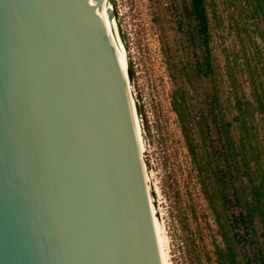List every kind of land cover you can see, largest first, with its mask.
Masks as SVG:
<instances>
[{"label": "water", "instance_id": "95a60500", "mask_svg": "<svg viewBox=\"0 0 264 264\" xmlns=\"http://www.w3.org/2000/svg\"><path fill=\"white\" fill-rule=\"evenodd\" d=\"M104 1L0 0V264H168Z\"/></svg>", "mask_w": 264, "mask_h": 264}, {"label": "rangeland", "instance_id": "374dc122", "mask_svg": "<svg viewBox=\"0 0 264 264\" xmlns=\"http://www.w3.org/2000/svg\"><path fill=\"white\" fill-rule=\"evenodd\" d=\"M208 1L212 9L211 47L222 100L226 105L233 102L229 67L235 72L238 92L252 98L253 81L259 89L264 88V0ZM109 2L127 64L134 71L129 82L168 262L216 264L215 248L223 246V240L171 103L175 85L168 60L178 62L189 55L180 46L182 37L168 8L172 0ZM229 108L231 116L236 111ZM256 132L264 151V121L259 115ZM234 135L238 136L237 130ZM230 209L231 215H238L237 207Z\"/></svg>", "mask_w": 264, "mask_h": 264}, {"label": "trees", "instance_id": "16d2710c", "mask_svg": "<svg viewBox=\"0 0 264 264\" xmlns=\"http://www.w3.org/2000/svg\"><path fill=\"white\" fill-rule=\"evenodd\" d=\"M168 8L180 46L189 51L178 62L168 60L171 103L223 240L215 248L216 264H264V151L256 132L257 115L264 121V88L253 81L252 98L240 94L229 67L233 102L226 105L211 47L209 1L172 0ZM128 75H134L130 64ZM229 106L236 111L231 116Z\"/></svg>", "mask_w": 264, "mask_h": 264}, {"label": "bare ground", "instance_id": "6f19581e", "mask_svg": "<svg viewBox=\"0 0 264 264\" xmlns=\"http://www.w3.org/2000/svg\"><path fill=\"white\" fill-rule=\"evenodd\" d=\"M104 2H105V6H106L108 17H109V21H110L112 37H113V40H114L115 45L117 47L118 53H119V55L121 57V51H120L121 42H120V36H119L117 21H116L115 18H113L112 14H111L112 5L110 4L109 0H105ZM126 59H127V57H126ZM127 69H128V64H127ZM129 88H130V91H131L130 82H129ZM131 94H132V91H131ZM132 99H133V102H134L133 95H132ZM137 116H138V114H137ZM141 131H142V129H141ZM143 146H144V142H143ZM143 152H144V148H143ZM163 241H164V246H166L164 238H163ZM165 251H166V248H165ZM166 256H167V253H166ZM167 261H168V258H167ZM168 264H169V262H168Z\"/></svg>", "mask_w": 264, "mask_h": 264}]
</instances>
